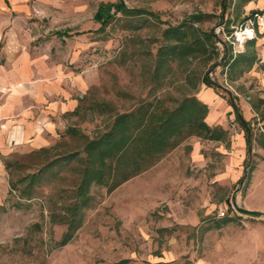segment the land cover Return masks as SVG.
I'll return each mask as SVG.
<instances>
[{
  "label": "rangeland",
  "instance_id": "1",
  "mask_svg": "<svg viewBox=\"0 0 264 264\" xmlns=\"http://www.w3.org/2000/svg\"><path fill=\"white\" fill-rule=\"evenodd\" d=\"M100 3H123L155 14L159 21L116 12L100 30L94 19ZM251 10L261 13L253 22L256 62L249 71L221 65L219 55L212 70V63L203 66L194 60V81L184 88L175 66L165 78L153 79L156 50L167 25L199 14L203 30L217 31L224 15L221 25L234 33L248 27L245 18ZM224 33L219 36L231 40ZM239 49L249 48L243 44ZM232 52L237 54L234 48ZM6 56L18 61L28 79L19 87L44 80L77 106L59 119L51 117L60 122L61 132L47 136L48 152L34 154L39 148L19 146L0 156L3 165L10 163L6 188L0 189V264H264V0H0V64ZM207 71L220 86L215 92L222 99L226 138L191 137L111 192L92 186L71 239L60 245L67 231L61 218L73 201L74 185L70 167L60 160L79 146L65 130L75 127L92 137L105 129L109 110L129 111L140 100L161 99L173 107L193 82L199 91ZM227 92L249 122V155ZM245 159L253 166L248 180ZM47 162L53 165L43 170L29 199L19 196L22 184L10 190V178L15 182Z\"/></svg>",
  "mask_w": 264,
  "mask_h": 264
},
{
  "label": "trees",
  "instance_id": "2",
  "mask_svg": "<svg viewBox=\"0 0 264 264\" xmlns=\"http://www.w3.org/2000/svg\"><path fill=\"white\" fill-rule=\"evenodd\" d=\"M237 1L248 3L252 0ZM222 8L225 13L226 4H223ZM116 12L125 15L145 14L159 21L157 15L140 9H128L123 3H100L94 14L95 21L100 24V30H103L114 19ZM260 13V11H250L249 16L245 18L249 22L248 27L254 30L253 22L255 24ZM223 19L224 15H221L219 17L221 29L219 33H216L214 29L203 30L199 26L202 20L199 14H192L175 26L167 25L162 31V43L156 50L153 79L158 81L159 78L160 80L165 78L167 71L175 66L183 77L181 87L184 88L186 84L194 81V70L191 68L194 60H200L203 66L212 63L210 65L212 70L217 65V62H213V60L219 55L222 59L221 65H228L231 69L241 67L239 73L249 71L256 62L255 41L254 39L246 41L244 45L249 49L233 56L235 32L233 33L226 26L229 21L224 23L226 30L223 28L221 25ZM225 31L226 39L231 40L225 41L219 36L225 34ZM56 35L65 36L60 33H56ZM208 73V71L205 72L199 82L215 91L220 86L209 78ZM197 93V84L193 82L192 90L184 89L182 96L176 100L173 107L165 106L161 99H154L153 101L140 100L129 111L120 112L111 109L105 129L97 131L92 137L75 127H68L65 130V134L71 140L78 141L79 146L64 153L60 160L70 167L74 176V185L70 196L73 201L67 206L65 216L61 218V221L67 224V231L63 234L60 245H65L71 239L77 225L75 223L79 210L90 200L92 186H101L111 192L124 182L153 167L191 137L210 141H223L226 138L225 130L221 127H211L206 123L209 109L196 97ZM234 99L228 93V105L232 107L237 122L245 131L249 155L251 144L249 122L244 120ZM48 151L47 148H40L34 154ZM50 165H53L52 162H47L42 169L21 176L15 182L10 178V190H15L17 184H22L19 196L29 199L32 189L40 184L43 170ZM4 166L9 171L10 163L4 162ZM244 167V179L248 180L253 166H250L249 161L245 159ZM8 174L10 175V172ZM245 213L258 215L254 212ZM114 264H127V261L122 260Z\"/></svg>",
  "mask_w": 264,
  "mask_h": 264
},
{
  "label": "crops",
  "instance_id": "3",
  "mask_svg": "<svg viewBox=\"0 0 264 264\" xmlns=\"http://www.w3.org/2000/svg\"><path fill=\"white\" fill-rule=\"evenodd\" d=\"M13 61L6 56L4 64H0V156L8 155L19 146L44 148L48 143L47 136H57L61 132L60 122H54L51 117L59 119V115L77 106L73 99L64 101L45 85L44 80H40V84L31 81L25 87H19L26 75L20 71L18 61ZM197 97L208 106L206 123L226 131V126L220 120L222 99L214 89L202 85ZM6 176L5 167L0 161V189L6 188ZM195 264L207 263L201 260Z\"/></svg>",
  "mask_w": 264,
  "mask_h": 264
},
{
  "label": "built area",
  "instance_id": "4",
  "mask_svg": "<svg viewBox=\"0 0 264 264\" xmlns=\"http://www.w3.org/2000/svg\"><path fill=\"white\" fill-rule=\"evenodd\" d=\"M219 31L220 29L217 30L216 33H218ZM254 37H255V32L250 27L236 31L234 33V42H233L234 52L235 53L243 52V50H240L239 48H241L246 41L254 39ZM224 213L225 212L223 210H220L219 215L223 216Z\"/></svg>",
  "mask_w": 264,
  "mask_h": 264
},
{
  "label": "water",
  "instance_id": "5",
  "mask_svg": "<svg viewBox=\"0 0 264 264\" xmlns=\"http://www.w3.org/2000/svg\"><path fill=\"white\" fill-rule=\"evenodd\" d=\"M249 150H250V146H249Z\"/></svg>",
  "mask_w": 264,
  "mask_h": 264
}]
</instances>
